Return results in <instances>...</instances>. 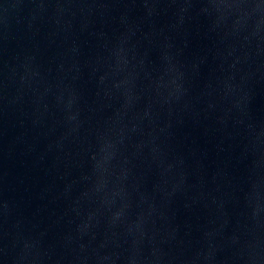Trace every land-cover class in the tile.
<instances>
[{"label":"water","instance_id":"95a60500","mask_svg":"<svg viewBox=\"0 0 264 264\" xmlns=\"http://www.w3.org/2000/svg\"><path fill=\"white\" fill-rule=\"evenodd\" d=\"M0 264H264L240 0H0Z\"/></svg>","mask_w":264,"mask_h":264}]
</instances>
